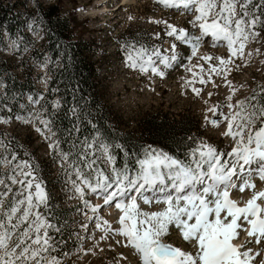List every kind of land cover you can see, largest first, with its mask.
<instances>
[{"label": "snow or ice", "instance_id": "6c2138e0", "mask_svg": "<svg viewBox=\"0 0 264 264\" xmlns=\"http://www.w3.org/2000/svg\"><path fill=\"white\" fill-rule=\"evenodd\" d=\"M156 3L192 14L190 23L198 29V36L167 21L153 22L165 25L167 37L190 45L193 57L206 37L211 38L213 46L226 42L229 56L216 58L219 67L211 66L209 81L212 73L222 75L228 65L244 58L248 42L257 40L260 30H264V0ZM155 37L159 39L160 34ZM123 49L126 67L141 74L150 71L160 78L165 77L164 69L180 59L176 43L171 44L169 55L135 40L126 41ZM201 59L211 61L213 57ZM206 82L200 78L201 84ZM185 83L200 95L201 90L192 86L191 80ZM28 99L37 105L42 97ZM227 100L228 113L213 105L207 111L222 119L205 115V123L216 128L226 123L222 135L234 142L231 151L225 153L211 144L193 141L195 146H187L183 158L152 146L129 151L102 132L78 103L63 110L61 101L56 100L50 106L40 105L38 111L18 114L15 119L33 125L47 142L63 183L83 204L77 212L89 223L95 222L96 230L103 233L100 239L121 237L115 243L131 248L140 264H257V258L264 257V247L247 245H264V190L255 191L252 180L257 175L264 181V87L235 104L231 103L232 95ZM62 111L67 127L58 123ZM0 148L4 149L0 165L8 166L7 173L0 172V264H60L58 257L51 255L59 243L51 233L59 234L62 228L51 219V196L45 189L39 163L28 153H17L11 142L5 144L0 139ZM116 150L123 153L119 167ZM246 189L253 190L252 195L241 206L231 194H243ZM88 195L103 203L92 204L85 198ZM141 204L163 207L145 211ZM106 206L120 212L118 227L99 215ZM88 226L80 225L85 230ZM171 229L178 231L194 252L165 243ZM241 233L246 239L237 243ZM258 264H264V258Z\"/></svg>", "mask_w": 264, "mask_h": 264}, {"label": "rangeland", "instance_id": "374dc122", "mask_svg": "<svg viewBox=\"0 0 264 264\" xmlns=\"http://www.w3.org/2000/svg\"><path fill=\"white\" fill-rule=\"evenodd\" d=\"M59 2L64 15L75 16L77 19L75 39L94 41L93 59L97 60L99 79L104 86V99L114 111L116 124L121 131L138 132L142 119L153 113L180 115L193 119L199 134L196 142L211 144L225 153L231 151L234 142L222 135L226 130V123L222 122L218 128L212 127L205 123V115L209 119H222L213 116L207 109L219 105L220 111L226 114L229 111L226 107L229 103L228 96L232 95L231 103L235 104L237 100L252 96L254 90L259 91L264 87L263 33L257 40L248 42L244 58L236 59L233 64L228 65L222 75L212 73L209 81L211 66L219 67L216 58L227 59L229 56L228 49L223 47L225 43L221 41L219 46H213L208 43L209 38H204L196 56L193 57L190 45L176 41L174 37H167L165 25L153 22L167 21L177 28L187 29L191 35L198 36L200 35L198 29L192 27L190 23L194 19L192 14L181 10L170 11L154 0H134L130 3L125 0H59ZM27 3L32 4V1L27 0ZM156 33L160 34L159 39L155 37ZM23 34L15 33L14 36H10L5 31L0 34V121H7L0 122V139L4 142L17 141L25 149V153L30 154L39 163L45 189L51 196V214L54 217L64 214L66 217V223L61 226V233H51L56 235L55 239L59 242L56 251L51 255L57 256L60 264H140L139 257L131 248L115 243V240L122 239L121 237L100 239L103 233L96 230L95 222L89 223L77 212L78 208H83V204L63 183L59 164L53 162L47 142L33 125L15 119L18 114L27 115L29 111H38L39 108L29 103L28 95L22 98H17L16 95L11 97L6 93L4 83L8 81L11 83L16 79L22 81L26 76L35 81L38 90L44 92L48 80L46 66L41 63L42 58L39 55L42 40L40 29L26 27ZM133 40L150 48L155 46L164 55H169L171 44L176 43L180 59L173 67L164 69V78L153 76L150 71L141 74L139 71L131 70L125 65L123 45L126 41ZM205 56H211L213 59L211 61L201 59ZM201 77L207 82L201 84ZM189 80L192 81V86L201 90L199 96L185 83ZM209 93L212 94L211 97ZM3 152L4 149L0 148V153ZM0 172L7 173L8 166L0 165ZM252 180L256 185L255 191L262 190L263 181L259 176L253 175ZM252 191L246 189L243 194L233 191L231 195L243 206V203L251 198ZM85 198L92 204L103 203L93 195ZM141 206L145 211H157L163 207L143 204ZM88 215L91 216L92 213L88 212ZM99 215L108 220L113 227H118L120 213L114 206L102 208ZM81 223H88V229L81 228ZM63 235L68 236L67 244L62 242ZM245 239L246 234L241 233L236 242L244 243ZM164 242L194 252L175 229L170 230ZM247 247L258 249L264 245L248 244ZM261 258L264 257L257 258V264Z\"/></svg>", "mask_w": 264, "mask_h": 264}, {"label": "trees", "instance_id": "16d2710c", "mask_svg": "<svg viewBox=\"0 0 264 264\" xmlns=\"http://www.w3.org/2000/svg\"><path fill=\"white\" fill-rule=\"evenodd\" d=\"M31 1L32 4H28L27 0H0V34L5 31L10 36L15 33L24 35L26 27L40 29L42 40L39 55L48 74L46 89L44 92L38 90L35 81L25 76L22 81L16 79L4 83L7 94L11 97L16 95L17 98L25 95L33 98L40 96L42 99L37 104L38 108L40 105L50 106L56 100L61 101L63 110L78 103L91 114L90 118L102 132L125 145L129 151L152 146L183 158L187 146H195L193 141L199 135L197 126L192 118L180 115L153 113L142 119L138 132L121 131L116 124L114 111L104 99V86L99 79L97 60L93 59L94 41L75 39L77 19L75 16L64 15L59 0H46L47 3L42 0ZM260 31L264 34V30ZM58 123L68 126L63 111ZM85 127L87 131L91 130ZM9 142L17 153L24 156L25 149L17 141L6 140L5 144ZM116 155L119 167L123 162V153L116 150ZM50 215L53 223L59 226L66 223L64 214L56 217ZM62 237V242L67 244L68 236Z\"/></svg>", "mask_w": 264, "mask_h": 264}, {"label": "bare ground", "instance_id": "6f19581e", "mask_svg": "<svg viewBox=\"0 0 264 264\" xmlns=\"http://www.w3.org/2000/svg\"><path fill=\"white\" fill-rule=\"evenodd\" d=\"M126 2H128V3H130V2H133L134 0H125ZM155 2H156V0H154ZM127 4V3H126ZM158 4V3H157ZM160 5V4H159ZM162 6V5H161ZM163 7V6H162ZM165 8V7H164ZM165 9H168V8H165ZM170 11H175V9H169ZM207 38H209L210 39V41L208 42V43H210V44H213L214 42L211 40V38L210 37H206V39ZM225 43V46H223L225 49H227V46H226V42H224ZM231 198L232 199H234L235 200V198L234 197H232V195H231ZM120 213V212H119Z\"/></svg>", "mask_w": 264, "mask_h": 264}]
</instances>
